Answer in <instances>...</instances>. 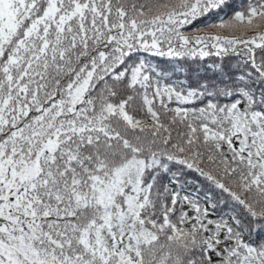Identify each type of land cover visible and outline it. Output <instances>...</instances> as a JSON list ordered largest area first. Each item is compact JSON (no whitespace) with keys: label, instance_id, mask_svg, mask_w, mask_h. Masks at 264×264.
I'll return each mask as SVG.
<instances>
[{"label":"snow or ice","instance_id":"obj_1","mask_svg":"<svg viewBox=\"0 0 264 264\" xmlns=\"http://www.w3.org/2000/svg\"><path fill=\"white\" fill-rule=\"evenodd\" d=\"M0 264H264V0H0Z\"/></svg>","mask_w":264,"mask_h":264}]
</instances>
